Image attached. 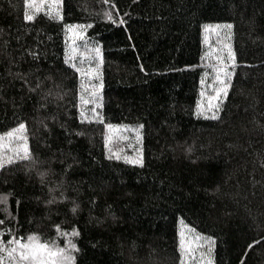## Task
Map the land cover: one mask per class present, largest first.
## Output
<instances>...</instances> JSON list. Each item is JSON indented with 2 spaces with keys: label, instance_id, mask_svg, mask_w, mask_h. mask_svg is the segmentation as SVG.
Instances as JSON below:
<instances>
[{
  "label": "trees",
  "instance_id": "1",
  "mask_svg": "<svg viewBox=\"0 0 264 264\" xmlns=\"http://www.w3.org/2000/svg\"><path fill=\"white\" fill-rule=\"evenodd\" d=\"M28 7L0 0V133L25 121L32 157L1 170L0 228L59 246L55 226L75 228L71 264H181L183 219L215 239L214 264H264V0H62L31 20ZM222 21L238 65L206 118L203 26ZM69 24L102 46V116L144 127L142 164L110 156L83 117Z\"/></svg>",
  "mask_w": 264,
  "mask_h": 264
},
{
  "label": "rangeland",
  "instance_id": "2",
  "mask_svg": "<svg viewBox=\"0 0 264 264\" xmlns=\"http://www.w3.org/2000/svg\"><path fill=\"white\" fill-rule=\"evenodd\" d=\"M29 15L39 11H54L59 13L62 6V0H59V4H52L49 6L47 0L42 4L39 10L33 8L32 4H28ZM58 9V11H57ZM231 27H227V25ZM208 25L209 27H205ZM75 27L66 28L67 30V49H68V61L70 65L78 72L81 80L80 89V107L83 117L87 120L95 123L102 124L104 126L105 140L107 152L110 156L126 163L132 164L129 158H140L144 162V151L142 147V141L144 138V127L142 125H134L130 123H108L103 118L101 113L103 103V75H102V46L94 41L89 40L86 36V27L83 25H74ZM77 33H81L77 35ZM229 47L234 54L233 63H229ZM99 49V52H97ZM221 57L223 65L217 57ZM75 65V66H73ZM202 65L205 66V70L202 74L199 89V100L197 105V114L206 118H217L213 116L211 112L213 109L209 108V97L213 96L214 87L219 86L220 82L215 80V69L217 66H226L230 71V77H226L229 83L227 94L220 99L219 108L215 109L220 114L222 103L229 96L232 86L235 82V75L237 70V53L233 45V26L230 21H222L215 23H206L203 26V55ZM79 69V71H78ZM217 101H211L215 104ZM199 107V111H198ZM207 113V114H205ZM23 130L17 129L14 137L8 136V133L17 128L19 123L9 128L3 133H0V138H3L4 146L0 148V157L7 159L9 156L15 155L14 146L17 142L20 144H27L30 150L31 141L27 133V123ZM21 123V122H20ZM111 125V127H109ZM23 137L24 139H21ZM26 158L21 155V159ZM16 161V160H14ZM13 162V161H12ZM11 163V162H10ZM10 163L4 164L0 167V173L3 167ZM142 164V163H141ZM140 165V164H133ZM178 238H179V250L181 253V264H214V249L215 239L208 235L203 234L198 229L191 227L185 220H179L178 224ZM184 241L185 248L191 244L192 251L181 252V241Z\"/></svg>",
  "mask_w": 264,
  "mask_h": 264
},
{
  "label": "snow or ice",
  "instance_id": "3",
  "mask_svg": "<svg viewBox=\"0 0 264 264\" xmlns=\"http://www.w3.org/2000/svg\"><path fill=\"white\" fill-rule=\"evenodd\" d=\"M29 3L32 4L33 8L39 10L40 6L45 3V0H25V5ZM49 6L52 4H59V0H47ZM58 11V9H57ZM106 18L112 19V15L106 12ZM25 19L31 20L33 19L32 15H29L27 12L25 13ZM117 23H122V21H117ZM66 28L75 27L74 25H65ZM205 27H209L205 25ZM227 27H231V25H227ZM81 33H77L80 35ZM99 52V49H97ZM229 52V63H233L234 54L232 53L231 48L228 49ZM218 60L221 61V65H223V60L221 57H217ZM75 66V65H73ZM79 71V69H78ZM216 75L215 80L219 81V86L214 87V95L209 97V105L208 107L213 109L211 114L213 116H218L219 113L215 109L219 108V100L223 98L224 95L227 94V89L229 87V83L226 80V77H230L231 73L227 70L226 66H217L215 69ZM23 79V76H21ZM25 84L28 83L27 80L24 81ZM201 83L203 84L204 81L202 80ZM211 101H217L215 104L211 103ZM199 111V107H198ZM207 114V113H205ZM111 127V125H109ZM25 128V124L23 122L19 123L17 128L13 129L8 133V136L14 137L15 132L17 129L23 130ZM21 139H24L21 137ZM4 146L3 138H0V148ZM15 155L9 156L7 159L0 157V167H2L6 163H10L14 160L21 159V155L23 157H27L32 159L27 144H20L17 142L14 146ZM120 157L117 156V159ZM132 164H141L143 163L142 159L140 158H129ZM31 166V165H30ZM43 174V173H41ZM62 198V197H61ZM75 205H73V210H75ZM2 223V221H0ZM58 231V236L65 237V245L59 246L55 239L51 240H41L39 235L35 232L28 233L25 236H17L14 233L13 229H5L0 228V264H71L74 260V256L72 255V250H78L77 245L70 239L73 235H78V231L73 228L71 232H67L64 230H60L59 226H55ZM5 232L8 234V239H4ZM252 243H255L253 241ZM251 247V243L248 245ZM185 251L191 252V244L188 245L187 249L185 248V243L181 241V252L184 253ZM208 264H211V261H208Z\"/></svg>",
  "mask_w": 264,
  "mask_h": 264
}]
</instances>
